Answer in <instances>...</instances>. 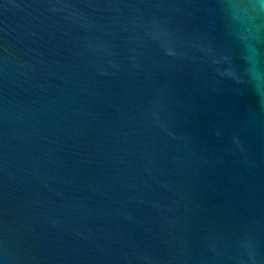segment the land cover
Returning a JSON list of instances; mask_svg holds the SVG:
<instances>
[{"label": "water", "instance_id": "water-1", "mask_svg": "<svg viewBox=\"0 0 264 264\" xmlns=\"http://www.w3.org/2000/svg\"><path fill=\"white\" fill-rule=\"evenodd\" d=\"M0 264H264V0H0Z\"/></svg>", "mask_w": 264, "mask_h": 264}]
</instances>
